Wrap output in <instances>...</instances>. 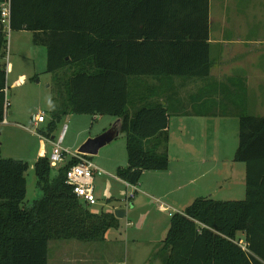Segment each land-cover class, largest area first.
<instances>
[{"label":"trees","instance_id":"obj_1","mask_svg":"<svg viewBox=\"0 0 264 264\" xmlns=\"http://www.w3.org/2000/svg\"><path fill=\"white\" fill-rule=\"evenodd\" d=\"M10 29L30 31L46 48L54 87L49 130L71 113L114 116L127 158L115 175L137 185L144 171L167 169L170 109L132 102L130 86L138 77L209 75V0H11ZM6 43L0 34V59ZM5 83L0 62V122ZM233 159L245 165L244 198L200 196L172 212L163 264H264V115L240 110ZM77 161L68 158L51 178L49 155L39 156L32 170L41 196L23 206L30 165L0 153V264H48L49 241L103 242L119 226L113 212L90 211L65 182Z\"/></svg>","mask_w":264,"mask_h":264},{"label":"crops","instance_id":"obj_2","mask_svg":"<svg viewBox=\"0 0 264 264\" xmlns=\"http://www.w3.org/2000/svg\"><path fill=\"white\" fill-rule=\"evenodd\" d=\"M208 42L211 68L207 77L143 78V83L139 85L141 98L138 99L159 101L170 109L169 165L165 170L144 171L141 184L138 185L139 181L134 185L132 200L138 199L137 204L146 202L158 205V209L163 203L167 207L164 211L169 216L172 212H181L187 203L200 196L211 197L216 193L219 196L217 199L228 200L244 195L245 165L233 159L238 143V113L244 109L248 114L264 115V0H209ZM12 67L9 61V71ZM19 81L20 78L10 86H16ZM144 82L153 90L149 91ZM187 94L191 99V104L186 105L188 109H177ZM45 122L46 117L40 123L31 121L37 128L38 141L30 163L31 169L39 156L45 153L49 155L56 142L52 130L48 128L49 119V124L45 125ZM114 124H118V118ZM190 128L191 150L187 142ZM105 130L104 127L102 131ZM62 136L63 132L60 134ZM173 145L176 149L174 153L171 151ZM85 155L90 158L89 154ZM67 160L60 162L59 167ZM126 164L114 163V169H108L111 174L107 173L125 189L127 183L119 179L115 171ZM102 173L106 172L102 170ZM102 173H94L96 203L97 189L100 192L106 182L99 179L95 185V177ZM115 210L108 208L113 213ZM118 210L123 212V217L127 214V204ZM124 225L127 229L125 238L121 236L127 245L124 259L121 260L117 253L120 240L105 235L103 242H80L67 250H59V258H53V263L127 264L130 258L135 264H163L165 249H162L161 240L169 222L162 224L145 216L140 223L127 220ZM238 234L244 238L243 233Z\"/></svg>","mask_w":264,"mask_h":264},{"label":"rangeland","instance_id":"obj_3","mask_svg":"<svg viewBox=\"0 0 264 264\" xmlns=\"http://www.w3.org/2000/svg\"><path fill=\"white\" fill-rule=\"evenodd\" d=\"M6 40L5 64L7 61H10L13 67L6 73L7 95L10 106L6 117V123L3 121L0 122V153L2 158H12L27 162L30 165L38 144L36 136L37 128L31 123L32 118L35 113L43 112L46 117L45 125L48 123V119L50 122L52 119L50 106L51 92L54 90L53 82H51L53 73H49L46 70L47 51L45 46L34 44L32 42V33L30 31L10 30V34ZM68 71L69 69H66L65 71H60L59 74H63L64 72L67 74ZM19 78L20 81L16 86H10L12 82ZM136 79L138 83L130 86V98L132 99V102H134L135 99L140 98L141 93L139 85H141L144 80L143 77H138ZM60 81L62 83V80ZM55 84L58 87L57 82H55ZM145 86L148 88L146 83ZM148 90L152 91L153 89L149 87ZM190 104L191 99L187 94L182 98L176 108L185 110L188 109L187 106ZM9 111H11V114ZM249 114L253 113L249 112ZM116 119V117L110 115L71 113L63 115L59 120L53 122L52 135L55 137V140L58 141L60 134L63 132L61 149L65 151L67 156H70V154L76 152L78 147L86 139L99 135L103 132L102 129L104 127L106 130L109 129L115 123ZM187 142L191 150V128L189 129ZM175 145L178 148L176 140ZM49 149L50 147L48 146L47 152L50 151ZM172 150L173 153L176 151L174 145L171 151ZM170 155L172 157V154ZM89 159L106 172L105 174L102 173L99 177H95V185H97L99 179L106 183L103 185L104 187L100 188V192L97 189V203L89 205L88 209L94 212H98L101 209L108 211V208L113 210L117 208L123 209L124 204H127V214L120 218L119 226L116 229L111 228L107 230L106 233V235L113 238L117 237L118 240H120L117 253L122 260L124 259V251L127 245L125 246V243L121 240V236H124L125 238L127 229L124 224L127 220L140 223L146 216L147 218L154 219L162 224H165L166 222L168 224L170 216L167 211L158 209V205L146 202L143 204H137L138 199L132 200V198L128 197L130 193H133L132 188L130 187V189L127 187V189H125L121 183L107 174L110 173L108 169H114L112 168L114 163L126 164L125 134L123 132H120L111 142L99 148L96 154L90 155ZM174 162L175 161L172 162L173 166ZM60 164L62 163L51 165V178L57 175L58 170L60 169ZM64 165L65 163L63 166ZM25 177L26 194L23 206H29L33 200L40 198L41 191L36 186L34 173L31 168L27 170ZM139 181L140 183L138 185L141 184V177ZM134 188H136V186H134ZM244 196L245 193L237 199H243ZM109 197L110 200L108 201L107 199ZM218 197L219 196L216 193H213L211 196V198L214 199H217ZM126 198H129L127 202ZM114 206L115 208H113ZM237 239L239 240L238 242H240V239L243 240L244 238L242 234H238ZM80 242L81 241L75 239L49 241L50 249H48V256L50 257V264H56L53 263L52 260L53 258L58 260L59 250H67ZM241 242L244 243L243 241ZM127 264L135 263L134 261L132 263V259L129 258V263Z\"/></svg>","mask_w":264,"mask_h":264},{"label":"built area","instance_id":"obj_4","mask_svg":"<svg viewBox=\"0 0 264 264\" xmlns=\"http://www.w3.org/2000/svg\"><path fill=\"white\" fill-rule=\"evenodd\" d=\"M10 16H11V0H0V34H3L6 38L10 34ZM6 55L0 59V62L5 64ZM9 61L5 64V71H9ZM3 92V119L2 121L6 123V117L9 110V99L7 95V86L2 89ZM45 120V114L39 112L33 116L32 122L40 123ZM61 137L58 141L53 143L51 152L49 153V161L51 165L58 164L60 162H65L67 158L75 157L78 161L71 165L65 172V182L72 187V192L76 197L83 203L87 205H94L96 203V198L94 194V173H102V170L91 162V160L83 153L75 152L67 156L65 151L61 149ZM128 187L135 190L134 185L127 183ZM133 193L129 194V198H132ZM126 198V201L129 199ZM160 209L165 210L167 207L160 203ZM243 247L244 243L239 242Z\"/></svg>","mask_w":264,"mask_h":264},{"label":"water","instance_id":"obj_5","mask_svg":"<svg viewBox=\"0 0 264 264\" xmlns=\"http://www.w3.org/2000/svg\"><path fill=\"white\" fill-rule=\"evenodd\" d=\"M118 124H113L109 129L99 135L86 139L77 149V152L83 154H96L102 146L111 142L119 134ZM122 211L116 209L114 215L117 218L122 217Z\"/></svg>","mask_w":264,"mask_h":264}]
</instances>
